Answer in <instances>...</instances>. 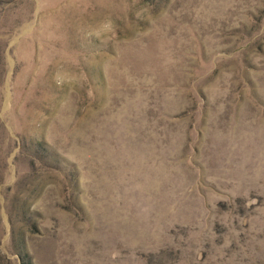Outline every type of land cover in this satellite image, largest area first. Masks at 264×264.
I'll use <instances>...</instances> for the list:
<instances>
[{
    "label": "rangeland",
    "instance_id": "374dc122",
    "mask_svg": "<svg viewBox=\"0 0 264 264\" xmlns=\"http://www.w3.org/2000/svg\"><path fill=\"white\" fill-rule=\"evenodd\" d=\"M0 264H264V0H0Z\"/></svg>",
    "mask_w": 264,
    "mask_h": 264
}]
</instances>
